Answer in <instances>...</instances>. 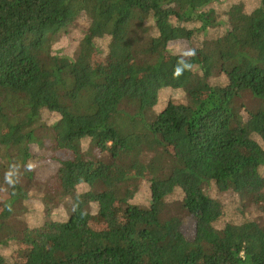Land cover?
Returning a JSON list of instances; mask_svg holds the SVG:
<instances>
[{"label": "trees", "instance_id": "16d2710c", "mask_svg": "<svg viewBox=\"0 0 264 264\" xmlns=\"http://www.w3.org/2000/svg\"><path fill=\"white\" fill-rule=\"evenodd\" d=\"M261 22L264 0H0V264H264V37L246 29ZM113 42L130 75L90 66ZM59 59L63 110L28 94ZM189 176L226 195L189 194ZM31 187L46 231L25 243Z\"/></svg>", "mask_w": 264, "mask_h": 264}, {"label": "rangeland", "instance_id": "374dc122", "mask_svg": "<svg viewBox=\"0 0 264 264\" xmlns=\"http://www.w3.org/2000/svg\"><path fill=\"white\" fill-rule=\"evenodd\" d=\"M89 25V21L85 19H77L73 22V24L67 29L63 30L59 33L58 41L61 47L66 48L67 50H72L75 42L73 38L77 35V26H87ZM246 29L248 30L252 39L259 43L264 37V22L255 25H247ZM170 47L174 51L178 52H189L188 44L185 41H177L170 44ZM119 46L116 42H113L109 45L108 51L104 55H99L96 58L92 59L90 62V66H97L103 69L114 68L122 73L124 76L130 75L132 69L129 66L122 65L119 60ZM66 59H59L58 64L53 65L52 70L46 73L41 79H39L35 84H33L28 91V94L39 102L49 105L52 108H56L58 110H63V105L59 102L58 97L55 95L54 86L57 83L58 72L55 70L57 67L63 65L62 62H66ZM173 65L169 61L166 64H163L158 71H156L153 75H149L145 78H142L137 83V99L141 103L148 104L150 102H154L156 98V92L160 89L169 85L173 76ZM120 96L119 91H115L112 94L99 99V108L101 111H107L112 109L117 103ZM163 98L160 96V99ZM157 99V98H156ZM159 100V98H158ZM37 151V148H34ZM143 172V170H140ZM30 198L34 209L28 212L27 217L25 218V222L22 224V229L26 233L25 243H34L36 239H39V235L43 234L45 230L44 215L42 209L38 207V203H36L35 197L39 195V189L37 187H31ZM186 191L189 194H198L200 192H207L212 196L223 197L226 195L224 192H220L217 189L215 184H207L198 180L194 176H189L186 182ZM78 212L82 209H79L78 206L72 205ZM88 210V211H87ZM87 216L94 213V208L92 206H88L86 209ZM53 214L50 216V219L54 222L50 227L48 233L55 234L60 232L64 227V221L66 219V212L64 210L63 204H60ZM45 214V213H44ZM142 220H147L146 216L139 217ZM137 218V219H139ZM136 219V220H137ZM182 234L184 236H192L194 234L193 227L188 223L183 229Z\"/></svg>", "mask_w": 264, "mask_h": 264}, {"label": "clouds", "instance_id": "9594fccd", "mask_svg": "<svg viewBox=\"0 0 264 264\" xmlns=\"http://www.w3.org/2000/svg\"><path fill=\"white\" fill-rule=\"evenodd\" d=\"M194 54H195L194 51H190V52L187 53V55H194ZM185 67H189V65H185ZM180 72H181V69L178 68V69L176 70V73H175V74H176V75H179Z\"/></svg>", "mask_w": 264, "mask_h": 264}]
</instances>
